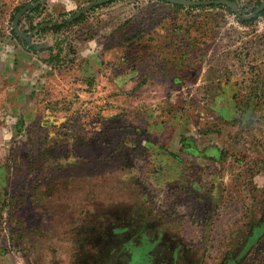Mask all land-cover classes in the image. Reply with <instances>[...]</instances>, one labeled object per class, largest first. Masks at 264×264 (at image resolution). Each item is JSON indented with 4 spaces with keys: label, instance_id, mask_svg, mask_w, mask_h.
<instances>
[{
    "label": "rangeland",
    "instance_id": "rangeland-1",
    "mask_svg": "<svg viewBox=\"0 0 264 264\" xmlns=\"http://www.w3.org/2000/svg\"><path fill=\"white\" fill-rule=\"evenodd\" d=\"M178 1L0 0V264H264V0Z\"/></svg>",
    "mask_w": 264,
    "mask_h": 264
},
{
    "label": "water",
    "instance_id": "water-1",
    "mask_svg": "<svg viewBox=\"0 0 264 264\" xmlns=\"http://www.w3.org/2000/svg\"><path fill=\"white\" fill-rule=\"evenodd\" d=\"M173 2L175 3H178V4H184V2L182 1H178V0H172ZM214 3V2H213ZM218 4H222V5H228V6H231V4L229 2H225V1H219L217 2Z\"/></svg>",
    "mask_w": 264,
    "mask_h": 264
},
{
    "label": "crops",
    "instance_id": "crops-1",
    "mask_svg": "<svg viewBox=\"0 0 264 264\" xmlns=\"http://www.w3.org/2000/svg\"><path fill=\"white\" fill-rule=\"evenodd\" d=\"M0 182H2V180H1V176H0Z\"/></svg>",
    "mask_w": 264,
    "mask_h": 264
}]
</instances>
